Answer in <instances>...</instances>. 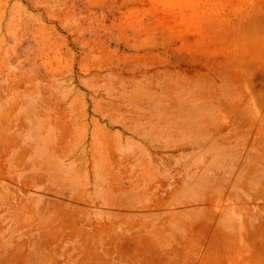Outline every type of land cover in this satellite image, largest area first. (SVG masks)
I'll return each mask as SVG.
<instances>
[{
    "label": "rangeland",
    "instance_id": "374dc122",
    "mask_svg": "<svg viewBox=\"0 0 264 264\" xmlns=\"http://www.w3.org/2000/svg\"><path fill=\"white\" fill-rule=\"evenodd\" d=\"M0 264H264V0H0Z\"/></svg>",
    "mask_w": 264,
    "mask_h": 264
}]
</instances>
